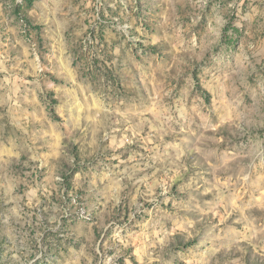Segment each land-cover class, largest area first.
<instances>
[{
    "label": "rangeland",
    "instance_id": "374dc122",
    "mask_svg": "<svg viewBox=\"0 0 264 264\" xmlns=\"http://www.w3.org/2000/svg\"><path fill=\"white\" fill-rule=\"evenodd\" d=\"M0 264H264V0H0Z\"/></svg>",
    "mask_w": 264,
    "mask_h": 264
}]
</instances>
